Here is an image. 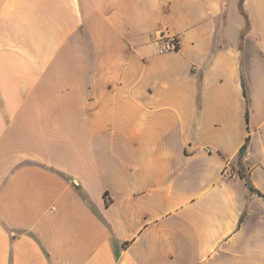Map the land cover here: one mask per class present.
I'll use <instances>...</instances> for the list:
<instances>
[{
	"label": "crops",
	"instance_id": "1",
	"mask_svg": "<svg viewBox=\"0 0 264 264\" xmlns=\"http://www.w3.org/2000/svg\"><path fill=\"white\" fill-rule=\"evenodd\" d=\"M244 176L264 0H0V264H264Z\"/></svg>",
	"mask_w": 264,
	"mask_h": 264
},
{
	"label": "built area",
	"instance_id": "2",
	"mask_svg": "<svg viewBox=\"0 0 264 264\" xmlns=\"http://www.w3.org/2000/svg\"><path fill=\"white\" fill-rule=\"evenodd\" d=\"M177 48H178V40L177 39L164 38L160 47H159V52L165 53V52L177 50Z\"/></svg>",
	"mask_w": 264,
	"mask_h": 264
},
{
	"label": "trees",
	"instance_id": "3",
	"mask_svg": "<svg viewBox=\"0 0 264 264\" xmlns=\"http://www.w3.org/2000/svg\"><path fill=\"white\" fill-rule=\"evenodd\" d=\"M248 116H249V113H248V111H247V119H248ZM245 149H246V144H244V145L242 146L241 150H240V157L244 154ZM244 177H246V180H247V183H248L250 189H251L252 191H256V192H258L259 195H261V196L264 197V194H263L260 190H258L257 188H255V187L253 186V184H252V182L250 181V179H249L247 176H244Z\"/></svg>",
	"mask_w": 264,
	"mask_h": 264
},
{
	"label": "rangeland",
	"instance_id": "4",
	"mask_svg": "<svg viewBox=\"0 0 264 264\" xmlns=\"http://www.w3.org/2000/svg\"><path fill=\"white\" fill-rule=\"evenodd\" d=\"M248 75V74H247Z\"/></svg>",
	"mask_w": 264,
	"mask_h": 264
}]
</instances>
